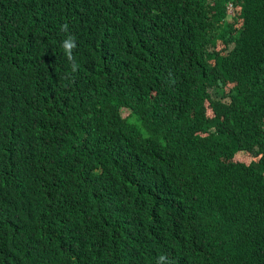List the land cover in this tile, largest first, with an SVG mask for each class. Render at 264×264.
<instances>
[{
	"label": "trees",
	"instance_id": "16d2710c",
	"mask_svg": "<svg viewBox=\"0 0 264 264\" xmlns=\"http://www.w3.org/2000/svg\"><path fill=\"white\" fill-rule=\"evenodd\" d=\"M0 264H264V0H0Z\"/></svg>",
	"mask_w": 264,
	"mask_h": 264
},
{
	"label": "clouds",
	"instance_id": "9594fccd",
	"mask_svg": "<svg viewBox=\"0 0 264 264\" xmlns=\"http://www.w3.org/2000/svg\"><path fill=\"white\" fill-rule=\"evenodd\" d=\"M61 30L64 32L68 31V25H62L61 26ZM64 50H65V54L67 56V58L69 59V61H72L74 59V57L72 56V49L75 47V38L72 36H68L67 39H65L62 42L61 45ZM78 67V65L73 64V71H75V69ZM161 260L163 259V257L160 258Z\"/></svg>",
	"mask_w": 264,
	"mask_h": 264
},
{
	"label": "rangeland",
	"instance_id": "374dc122",
	"mask_svg": "<svg viewBox=\"0 0 264 264\" xmlns=\"http://www.w3.org/2000/svg\"><path fill=\"white\" fill-rule=\"evenodd\" d=\"M227 10L230 11V7H228ZM231 13H232V11H231Z\"/></svg>",
	"mask_w": 264,
	"mask_h": 264
}]
</instances>
